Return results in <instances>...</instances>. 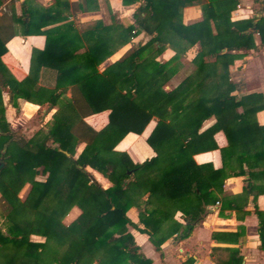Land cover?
Segmentation results:
<instances>
[{
	"label": "trees",
	"instance_id": "1",
	"mask_svg": "<svg viewBox=\"0 0 264 264\" xmlns=\"http://www.w3.org/2000/svg\"><path fill=\"white\" fill-rule=\"evenodd\" d=\"M253 1L264 9V0ZM121 2L138 3L130 23L110 15L108 24L95 20L81 26L69 19L66 0L47 7L25 0L19 14L13 3L0 10V56L16 34L44 36L43 48L31 49L22 79L0 58V264H151L128 226L146 234L159 251L171 236L190 234L206 207L223 194L227 178L247 176L242 192L223 195V203L249 194L254 202L264 194V125L255 118L264 109V95L241 94L240 83L229 78V66L241 52L255 48V35L264 44V15L231 21L238 0ZM188 5H198L201 18L183 24L182 8ZM75 7L83 12L97 4L79 0ZM139 33L147 40L132 43ZM126 44L119 58L100 67ZM195 45L191 72L165 90ZM166 48L173 55L158 60ZM2 91L12 106L17 98L47 109L71 104L78 119L72 124L49 119L24 137L9 129ZM102 111L107 116L100 129L85 122ZM210 117L213 123L202 129ZM151 120L145 139L151 157L134 163L114 150L126 133L140 134ZM217 131L226 139L218 148L221 166L196 164L194 154L217 148ZM92 172L109 185L102 187ZM25 184L29 189L20 199ZM74 207L79 214L64 224ZM130 207L137 208L141 227L126 216ZM255 215L264 250V211L255 208Z\"/></svg>",
	"mask_w": 264,
	"mask_h": 264
},
{
	"label": "crops",
	"instance_id": "2",
	"mask_svg": "<svg viewBox=\"0 0 264 264\" xmlns=\"http://www.w3.org/2000/svg\"><path fill=\"white\" fill-rule=\"evenodd\" d=\"M23 1L25 0H0V10L5 5L13 3L15 13L19 14ZM31 1L34 5L41 7H47L53 3V0ZM66 1L72 10L69 19L81 26L88 25L95 20H101L104 24H108L110 15H114L124 24L130 23L132 22V13L138 6V3L123 5L121 0H96V10L80 12L75 7L79 0ZM263 15L264 9H262L261 3L253 0H238L235 9L230 12V20L258 18ZM200 18L201 13L198 5H188L182 8L181 21L183 24L193 23ZM16 29L19 30L18 27ZM146 40L147 36L144 33H139L132 38L131 42L144 43ZM254 43L255 48L242 51L243 56L229 66V78L233 82L240 83L239 93L241 94L262 93L264 95V44L260 43L257 35L254 36ZM43 45V35L19 36L16 34L5 43V52L0 56L1 61L10 74L20 80L27 74L31 49H42ZM129 46L130 44H126L119 48L100 67L119 58ZM164 52L166 58L158 56V60H167L173 55V51L169 48L164 49ZM192 56L188 59L189 64H191ZM183 58L181 59L182 63H184ZM175 75L172 79L175 78ZM1 97L4 117L12 132H24L26 128H33L39 110L42 113V122L56 119L66 124H72L78 119L71 104L59 109H47L46 105L38 106L17 98L15 106H12L5 91H2ZM106 116L107 111H102L93 113L85 117L84 120L98 130L106 123ZM255 118L258 124L264 125V109L258 111ZM213 121V117L206 119L202 123V129L211 125ZM153 125L154 122L151 120L140 134L126 133L115 144L114 150L125 152L134 163L151 157L154 153L145 139ZM213 139L217 148L194 154L192 157L196 164L208 162L214 168L221 166L218 148L226 145V139L221 131L215 132ZM81 148L82 144H79L78 150ZM92 174L102 187L109 185L100 174L96 172H92ZM246 178V175L227 178L222 185L223 194L218 195V203L214 202L206 207V212L194 222L190 234L182 239L175 238L174 235L171 236L160 245L159 251L155 250L146 234L128 226L127 229L138 245L139 251L150 259L151 264H264V250L260 248L258 221L255 215V208L264 211V194H258L254 202L252 195L249 194L237 200L236 203H232L234 206L229 202H222L223 195L240 194ZM126 216L132 223L141 227L138 223L136 207H130L126 211ZM178 216V213L174 215L176 219H179Z\"/></svg>",
	"mask_w": 264,
	"mask_h": 264
},
{
	"label": "rangeland",
	"instance_id": "3",
	"mask_svg": "<svg viewBox=\"0 0 264 264\" xmlns=\"http://www.w3.org/2000/svg\"><path fill=\"white\" fill-rule=\"evenodd\" d=\"M196 50H197V46H193L191 49H189L187 51V53H185V57L183 58L184 63H182V66L180 67V69L178 71L179 73L177 72L178 74L175 75V78L171 79L170 82L164 86L165 90H168L170 87L174 86V83L177 84L183 78V76H185L186 74L191 72V70H192L191 66L192 65L189 64L188 59L196 52ZM159 57L166 58V53L164 52V50L159 55ZM42 121H43L42 117L38 116V117H36V121H35L36 124H34L33 128L29 127V128H26V130H24V132L18 131V132H14V133L19 134V135H23L24 137H29L35 130H37L42 125V123H43ZM28 189H29V185L25 184L20 189V191L18 192V197L20 199H23L25 197V195L27 194ZM78 214H79V210L77 208L74 207V210L70 209V211L63 217V219H62L63 223L66 225L69 224L71 221H73L76 218V216ZM29 239L33 240V241H42L43 240L42 237L37 236V235H30Z\"/></svg>",
	"mask_w": 264,
	"mask_h": 264
},
{
	"label": "water",
	"instance_id": "4",
	"mask_svg": "<svg viewBox=\"0 0 264 264\" xmlns=\"http://www.w3.org/2000/svg\"><path fill=\"white\" fill-rule=\"evenodd\" d=\"M2 166V162H0V167Z\"/></svg>",
	"mask_w": 264,
	"mask_h": 264
},
{
	"label": "built area",
	"instance_id": "5",
	"mask_svg": "<svg viewBox=\"0 0 264 264\" xmlns=\"http://www.w3.org/2000/svg\"><path fill=\"white\" fill-rule=\"evenodd\" d=\"M218 202L216 201L215 204H217Z\"/></svg>",
	"mask_w": 264,
	"mask_h": 264
}]
</instances>
